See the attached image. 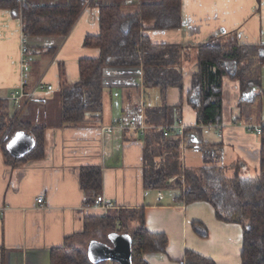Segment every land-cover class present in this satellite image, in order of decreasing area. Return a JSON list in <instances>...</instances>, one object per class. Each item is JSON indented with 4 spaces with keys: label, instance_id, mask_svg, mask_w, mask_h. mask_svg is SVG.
Wrapping results in <instances>:
<instances>
[{
    "label": "crops",
    "instance_id": "0c3cea01",
    "mask_svg": "<svg viewBox=\"0 0 264 264\" xmlns=\"http://www.w3.org/2000/svg\"><path fill=\"white\" fill-rule=\"evenodd\" d=\"M24 1L34 5L68 3ZM138 1L85 0L84 11L67 37L30 39L35 53L24 88L27 96L19 101L21 108L11 95L22 85V22L10 10H0V118L13 117L16 126L45 128V155L39 160L9 164L2 144L6 134L0 138V264H51L54 249L66 244L88 249L92 242L102 241L94 237L102 233L99 229H92L88 238L84 235L89 219L121 209L142 208L147 230L169 239L166 253L144 256L148 264H182L189 251L215 264H242L241 225L219 221L207 202L178 203L172 191L161 192L163 199L158 201L159 192L144 188L145 135L156 131L155 127L147 125L144 132L129 128L106 131L119 118L128 122L136 114H142L146 123V111L161 105V93L152 98L144 87L141 68L106 69L101 116L89 115L77 125L62 120L61 86L80 80L81 61L100 57L99 49L85 46L87 38L100 35L97 5H122L130 12ZM182 17L181 29L150 30L146 34L156 43L191 48V59L184 64L185 94L191 87V72L197 65L200 45L234 36L243 46H264V0H182ZM56 45V53L49 54L47 49ZM260 75L262 90L258 98H254L255 91L242 97L239 82L224 78L222 124L202 129L205 142L221 145L219 165L225 167L228 177L234 175L237 164L243 165L239 170L243 178L259 174L260 136L248 127H264V66ZM49 86L54 90L48 91ZM167 104L179 108L175 113L184 120L186 130L197 128V115L178 89L169 90ZM186 149L182 150L184 168H202V154ZM88 169L100 173L98 192L87 190L82 183V175ZM43 195L46 208L42 209L36 199ZM98 196L113 201L115 208L104 214L94 206ZM194 223L207 229V238L196 233Z\"/></svg>",
    "mask_w": 264,
    "mask_h": 264
},
{
    "label": "trees",
    "instance_id": "16d2710c",
    "mask_svg": "<svg viewBox=\"0 0 264 264\" xmlns=\"http://www.w3.org/2000/svg\"><path fill=\"white\" fill-rule=\"evenodd\" d=\"M85 6V0H68L64 5H34L24 0H0V10H10L21 19L22 34L27 36L28 42L36 38L64 39ZM97 6L100 9V35L87 38L85 46L99 49L100 57L81 61L80 80L61 86L63 122L77 125L89 115L96 118L101 116L106 69L141 68L144 87L148 90L159 89L162 95L161 105L146 111V124L155 127L156 131L145 135L144 188L156 192H175L178 203H209L219 221L242 226L241 263L264 264V127L260 135V170L253 178L241 177L239 170L243 168L242 164H237L234 175L228 177L225 167L219 165L223 153L221 145L205 142L202 131L205 127L222 124L224 78L239 82L242 97L252 91L256 92L254 98L261 95L260 69L264 66V46H243L234 36L226 40L213 39L200 45L197 47V65L191 72V87L185 94L184 64L191 59V48L156 43L146 34L150 30L165 32L181 29L182 0H139L133 5L135 10L130 12L125 11L122 5ZM57 50L56 45L48 48L47 52L54 55ZM171 89H178L197 115V128L186 130L183 138L177 133L164 137L161 130L181 119L180 114L175 113L179 108L167 104ZM19 131L30 133L36 141L35 148L23 157L14 156L8 149L9 142ZM5 134L2 144L9 164L44 157V127L13 124L8 129L5 119L0 118V138ZM184 147L202 154V168H184ZM82 183L87 190L98 192L101 188L100 173L95 169L86 170L82 175ZM193 227L201 238L208 237L204 226L194 223ZM92 229L102 231L100 237L107 241L113 233L130 235L132 264H148L144 259L146 254H164L169 246L166 235L153 234L147 230L144 208L121 209L105 217L91 218L86 222L84 235H92ZM97 236L94 237L98 239ZM51 264L119 263H93L86 247L66 244L52 251ZM182 264L215 263L189 251Z\"/></svg>",
    "mask_w": 264,
    "mask_h": 264
},
{
    "label": "built area",
    "instance_id": "2783aa9c",
    "mask_svg": "<svg viewBox=\"0 0 264 264\" xmlns=\"http://www.w3.org/2000/svg\"><path fill=\"white\" fill-rule=\"evenodd\" d=\"M21 52H22V85L21 87L15 91L11 95V99L16 101V105L18 108H21L22 105L19 103L21 98H24L25 93H24V88L25 84H27L29 78H30V73H31V61H32V56L34 55L35 51L29 46L28 38L25 35H22L21 38ZM43 89V86H41ZM48 91H53L54 87L49 86ZM29 96V95H28ZM30 98V97H28ZM145 105L143 106V108ZM147 124L144 122L142 114H136L135 116L131 117L128 122L124 118H119L116 122L115 125L112 127L106 128V131L108 133H113L116 129H125L129 128L132 130H137L144 132L145 129L147 128ZM163 130L164 137H169L172 133H177L180 137H184L185 131H186V125L184 120L180 119L176 124L170 125V126H165L161 128ZM248 130L251 133H255L256 135L260 136L262 134V128L261 127H254V126H249ZM163 199V195L161 192L158 193V201H161ZM36 203L40 208H46V197L40 196L36 199ZM96 208H98L100 211H102L104 214L109 212L110 210H113L115 208V203L111 200L106 199L103 196H98L95 201Z\"/></svg>",
    "mask_w": 264,
    "mask_h": 264
},
{
    "label": "water",
    "instance_id": "95a60500",
    "mask_svg": "<svg viewBox=\"0 0 264 264\" xmlns=\"http://www.w3.org/2000/svg\"><path fill=\"white\" fill-rule=\"evenodd\" d=\"M36 145L35 139L28 133L18 132L9 142L8 149L16 157L29 154ZM111 245L94 241L89 245L88 256L93 263L115 261L119 264H132L130 235L113 233L109 235Z\"/></svg>",
    "mask_w": 264,
    "mask_h": 264
},
{
    "label": "rangeland",
    "instance_id": "374dc122",
    "mask_svg": "<svg viewBox=\"0 0 264 264\" xmlns=\"http://www.w3.org/2000/svg\"><path fill=\"white\" fill-rule=\"evenodd\" d=\"M150 95H151V97L152 98H158V96L160 95V90L159 89H151L150 90ZM59 95V94H58ZM160 97V96H159ZM159 100H160V98H159ZM155 102H156V100H155ZM30 106L32 105V102H30V104H29ZM29 106V108H31ZM16 111H19V109H16ZM21 119H23V117L21 118ZM20 119V120H21ZM13 123H14V120H13V117H9V118H7V119H5V124L7 125V128L9 129L12 125H13ZM15 134V133H14ZM3 148H5V146L3 147ZM187 151H189V150H193V149H189V148H187L186 149ZM92 234V233H91ZM91 235L89 234L88 236H87V238L88 237H90ZM99 239L101 238V240H103V244H106V245H111L112 243L110 242V240H106V239H103L102 238V236L100 237V236H97ZM86 238V237H85ZM105 242V243H104ZM89 248V247H88Z\"/></svg>",
    "mask_w": 264,
    "mask_h": 264
}]
</instances>
